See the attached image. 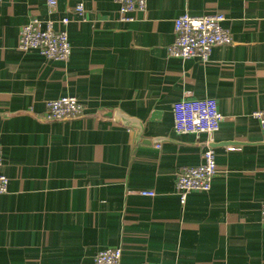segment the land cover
I'll list each match as a JSON object with an SVG mask.
<instances>
[{
  "label": "crops",
  "instance_id": "1",
  "mask_svg": "<svg viewBox=\"0 0 264 264\" xmlns=\"http://www.w3.org/2000/svg\"><path fill=\"white\" fill-rule=\"evenodd\" d=\"M55 1L50 11L47 0H0L9 180L0 264H93L105 248H121L120 264H264V128L252 116L264 107V0H147L130 22L113 0ZM183 13L223 14L231 43L213 47L206 63L170 57ZM32 16L69 18L68 61L17 49ZM61 96L77 98L83 116L46 120V101ZM184 98L214 99L218 130L176 133L172 108ZM209 140L211 188L182 204L177 175L202 162Z\"/></svg>",
  "mask_w": 264,
  "mask_h": 264
},
{
  "label": "built area",
  "instance_id": "2",
  "mask_svg": "<svg viewBox=\"0 0 264 264\" xmlns=\"http://www.w3.org/2000/svg\"><path fill=\"white\" fill-rule=\"evenodd\" d=\"M117 5L121 21L130 22L135 13L145 12L147 0H113ZM47 6L52 11L56 6L55 0H47ZM84 11L82 2L76 4L74 13L81 16ZM225 16L221 13L205 15H190L183 13L173 20L174 40L167 46L170 57L180 59L195 58L206 63L209 61L212 48L218 45L230 44L232 39L224 28ZM69 18L59 21L47 19L41 21L32 16L22 25L17 49L21 52L36 50L47 59L68 61L71 53L70 41L66 26ZM60 25V27L58 26ZM84 106L73 96H61L47 100L45 103V119L48 121L71 120L83 116ZM173 128L179 134L201 133L211 136L218 130L223 121V115L218 111L214 99H181L173 104ZM261 128H264V107L252 113ZM205 143L202 162L195 166H187L177 175L176 191L180 202L184 204L188 193L207 192L216 174L214 150ZM235 147H228L234 150ZM2 149L0 147V194L7 191L8 178L1 170ZM142 195L153 196L152 191H142ZM261 222L264 224V202L261 207ZM121 248H105L100 250L93 264H120Z\"/></svg>",
  "mask_w": 264,
  "mask_h": 264
},
{
  "label": "water",
  "instance_id": "3",
  "mask_svg": "<svg viewBox=\"0 0 264 264\" xmlns=\"http://www.w3.org/2000/svg\"><path fill=\"white\" fill-rule=\"evenodd\" d=\"M121 113H119V112H116V115L114 116V118L117 120L118 118H121V120L124 122V123H127V121L124 119V118H122L121 117ZM128 123H131L133 126H136V128H140V124L139 123H137V122H135V121H133V120H130ZM138 130H140V129H138ZM209 146H211L212 145V141H210V143L208 144Z\"/></svg>",
  "mask_w": 264,
  "mask_h": 264
}]
</instances>
